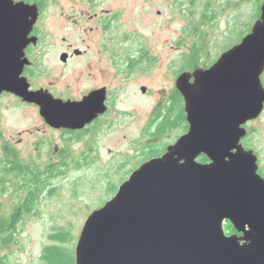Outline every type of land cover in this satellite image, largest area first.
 <instances>
[{
    "label": "water",
    "instance_id": "1",
    "mask_svg": "<svg viewBox=\"0 0 264 264\" xmlns=\"http://www.w3.org/2000/svg\"><path fill=\"white\" fill-rule=\"evenodd\" d=\"M35 13L33 6L0 0V94L32 99L20 78L23 67H11L6 54L18 37L11 35L18 29L13 23L25 21L31 30ZM263 74L264 5L238 45L211 67L178 77L188 133L90 214L75 264H264V179L257 156L242 145L246 124L264 112ZM92 100L62 104V125L91 123ZM202 156L209 162H200ZM227 222L243 236L227 235Z\"/></svg>",
    "mask_w": 264,
    "mask_h": 264
},
{
    "label": "flooded vegetation",
    "instance_id": "2",
    "mask_svg": "<svg viewBox=\"0 0 264 264\" xmlns=\"http://www.w3.org/2000/svg\"><path fill=\"white\" fill-rule=\"evenodd\" d=\"M13 1L33 6L37 12L31 18V30L27 29L31 27L30 23L25 21L13 23L18 29L11 30V35L18 37L12 44L8 43L7 50L10 51L6 54L11 67H23L20 78L33 96L30 100L14 92L0 94V134L5 126L2 118L4 110L26 111V115L31 113L33 117L20 120L21 128L26 129L25 134L19 133L18 138L4 141L5 159L1 164L14 163L18 158L24 171L16 170L9 176L13 180H68L105 157L100 142L102 134L135 120V115L127 110L119 111V98L114 91H124L123 85L152 76L156 59L146 48L134 44L137 42L133 38L135 34L122 36L118 28L121 15L113 14L112 7L104 6L107 0ZM263 5L264 2L257 13L255 9L250 33L261 20ZM12 16L18 19L27 17L25 13H14ZM27 32L29 34L25 38ZM83 34L87 39L83 38L80 45L78 35ZM130 41L134 43L128 46ZM24 44L26 46L22 47ZM182 73L179 70L176 78ZM262 83L264 86V74ZM112 84L118 86L111 88ZM139 93L140 97L151 96L146 86H141ZM91 95V107L95 114L93 121L81 129L63 126L61 105L80 103ZM170 96L182 100L183 117L177 111L170 113L162 108ZM263 117L264 112L246 124L247 136L242 139V145L257 156L258 174L264 179V150L257 144L259 131L255 128ZM32 123L38 125L28 128ZM140 127L139 138L132 142L133 153L110 154L109 150L106 155L110 159L109 171L114 177L124 175L128 180L141 165L163 156L170 146L188 133L185 102L177 87L168 96L167 102L152 110ZM179 131L182 133L178 134ZM174 135L175 140L159 153L160 142ZM124 138L127 139V136ZM25 144L35 149L33 157H24L18 150ZM234 234L243 236L236 230Z\"/></svg>",
    "mask_w": 264,
    "mask_h": 264
},
{
    "label": "rangeland",
    "instance_id": "3",
    "mask_svg": "<svg viewBox=\"0 0 264 264\" xmlns=\"http://www.w3.org/2000/svg\"><path fill=\"white\" fill-rule=\"evenodd\" d=\"M263 2L264 0H197L196 4H192L191 0H107L104 6L112 7L113 14L121 15L118 28L122 36L135 34L133 38L137 42L130 41L128 46L133 43L142 46L156 59L155 73L148 78L143 77L142 81L123 85L124 91H114L119 98V111L127 110L135 115V120L101 135L100 142L105 157L100 162L96 161L68 180L52 181V188H56L57 193L42 198L37 211L27 216L21 224L17 245H11L3 252L9 254L13 264H44L40 259L41 253L46 246L54 244L51 236L61 229L68 230L70 242L67 246L75 252L82 228L90 214L112 199L122 182L127 179V176L120 175L117 178L110 173V159L106 157L109 150L112 152L110 154L133 153L132 142L139 138L140 126L145 123L152 110L167 102L168 96L176 89V77L182 59L190 53L194 43H203L208 51L205 60L208 63L213 60L210 63L212 66L224 52L249 35L252 16L255 9L258 12ZM208 3L209 15L215 17L211 22L202 23L205 4ZM85 35H78L80 45L83 38L87 39ZM116 86L118 85L112 84L111 88ZM141 86H146L151 91L150 97H140ZM171 96L166 103L165 112L173 104ZM25 113L26 111L2 112L5 126L0 134V167L4 166L1 164L5 159L4 141L18 138V134L26 130L21 128L20 120L23 117H33L31 113ZM177 114H181L180 108L177 109ZM36 125L38 124L32 123L28 128L32 129ZM255 128L259 131L257 144L264 150V117L255 124ZM32 140L31 138L30 141ZM174 140L175 135L169 140L161 141L159 153L166 150ZM18 150L24 157H33L35 154V149L27 144L20 146ZM108 173L112 176L108 177ZM0 204L4 211L12 209L10 191L0 195ZM226 225L227 223L225 230ZM226 233L230 235L227 230Z\"/></svg>",
    "mask_w": 264,
    "mask_h": 264
},
{
    "label": "trees",
    "instance_id": "4",
    "mask_svg": "<svg viewBox=\"0 0 264 264\" xmlns=\"http://www.w3.org/2000/svg\"><path fill=\"white\" fill-rule=\"evenodd\" d=\"M197 0H191L192 4H196ZM210 4H205V11L202 14V21L211 22L213 16L210 14ZM199 32V28H197ZM203 43H194L189 54L184 55L182 59L181 72L194 71L198 68H209L210 61L207 60V50L203 47ZM179 94V93H177ZM182 100L174 97L172 106L167 112H176L181 109L180 116L183 117ZM163 109L166 106L162 107ZM166 110V109H165ZM200 162L206 163L208 159L205 156L200 157ZM13 165H12V164ZM24 166L15 158L13 162H7L0 168V195L10 191V196L13 199L11 210L4 211L3 205L0 204V264H13L9 254L3 253L5 249L11 245H17L21 224L25 218L37 211L38 205L44 196L51 197L57 193L53 187V182L50 180H13L9 176L14 174L16 170L23 172ZM10 178V179H9ZM124 182V181H123ZM122 182V183H123ZM52 188V189H50ZM226 230L229 234H233L235 229L230 222H227ZM54 244L46 246L41 253V261L44 264H75V252L67 246L70 242L68 230L61 229L56 234L51 236Z\"/></svg>",
    "mask_w": 264,
    "mask_h": 264
}]
</instances>
